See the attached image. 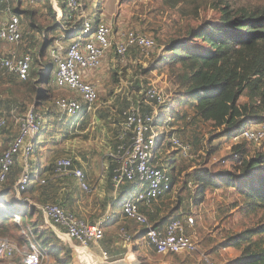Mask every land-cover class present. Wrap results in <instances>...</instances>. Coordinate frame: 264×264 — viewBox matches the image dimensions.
Segmentation results:
<instances>
[{
	"label": "trees",
	"instance_id": "obj_1",
	"mask_svg": "<svg viewBox=\"0 0 264 264\" xmlns=\"http://www.w3.org/2000/svg\"><path fill=\"white\" fill-rule=\"evenodd\" d=\"M43 1L50 5L48 13L53 20L49 26V23L46 26H40L34 21L37 12L32 7L17 8L15 3L19 6L20 0H8L6 3H9L11 11L18 16L20 23L23 20L27 25L21 42L26 39V36L33 34L40 35L42 43H38L33 52L27 45L23 49V54H28L32 58V65L26 80L19 81L15 76L17 82L12 85V74H8L10 86L7 90V97L5 100L0 99V113L3 115L10 116L12 110L23 114L28 111L30 106H33L34 111H42L43 102L49 101L50 103L53 100L51 99L53 90L59 91L60 97L68 95V97L79 101V97L75 93L55 87L53 63L50 57L48 62L51 70L46 72L45 69H41V66L44 58L48 56L49 48L56 40L62 38L72 42L78 37L82 26L81 21L77 20L75 16L72 20H68L63 0H57L63 15L58 23L50 0H34L37 4ZM88 1L90 0H83L86 12L90 5ZM157 1L160 10L178 13L180 21L184 20L186 26L180 29L181 25L179 21H176L171 28H168V41H162L160 37L157 38L158 45H166V50L157 54L155 58L153 53L145 65H138L135 75L140 73L143 76H149L154 71L167 72L170 80L176 86L177 91L175 92L180 100V106H187L192 113L189 120L197 121L203 125H211L214 131H222L228 136L227 138L232 137L246 123V119L258 124L264 123V0ZM100 3L99 0L97 5L99 6ZM208 10L214 13L210 20L200 16L201 13L206 15ZM87 14L92 20L91 33H93L96 26L104 22L101 16L102 12L97 9L95 13L90 15L87 12ZM189 20L195 23H187ZM88 38L89 35L83 39ZM148 38L155 42L153 38ZM132 52L136 54L135 56L141 54L138 48H132L128 54ZM165 54L167 55L165 56ZM131 64L133 67L134 61ZM14 78L13 81H16ZM128 105L116 112L105 108V113L109 116V124L113 128L114 142L117 141L116 138L119 134L122 113L129 107ZM47 114L49 113L47 112ZM92 114L84 116L79 129L88 124V118L94 116ZM99 117L98 114L96 121H99ZM168 138L167 135L157 147L158 153L161 154L166 149H170V144H165ZM114 142L111 149L115 146ZM197 142L196 139L195 146H192V152L199 145ZM210 142L208 137L198 147L200 152L197 153L202 155L203 159L201 163L197 162L195 169L189 174H187L188 170L183 167L179 168L175 164L161 165L160 168L166 170L171 178V188L150 208L140 207V212L152 227L157 228L154 226L156 222L159 225H164L169 221L167 215L169 218H177L176 213L184 202L190 201L193 206H197L202 203L207 191L229 190L239 199L234 207L241 206L240 213L243 223L238 232H228L229 234L226 236L227 240L223 247L236 252V256L231 258L227 264H264V150L253 149L252 145L254 144L242 141L233 146L230 155L225 158V161H221V164L211 163L210 159L213 154L207 151V145ZM41 147L36 145L34 157L39 158L38 150ZM1 154L2 150H0ZM58 157L51 159L48 163L45 162L39 170V178L44 179L46 183L41 185L32 176L26 188L21 192V196L30 202L41 205H58L64 210L74 213L76 217L84 218L82 215H85L84 212L88 214L89 208L81 206L83 202L80 201H82L83 193L81 194L75 188L72 178L56 177L54 173V164ZM17 158H14L6 181L0 187V193L3 196L12 192L15 198L13 187L21 173L20 162ZM105 160L107 163L106 170H104L106 183L98 190L97 197L102 194L108 195L112 189L110 170L114 164L107 158ZM78 161L75 160L74 166L82 169V162ZM90 170L92 171L91 168ZM183 172L185 177L181 187L186 189L187 185L192 186V194H187V199L182 196L185 194L174 192L177 188L176 185L181 184L178 179ZM131 189L132 185L126 184L121 189V198L125 197ZM187 192L189 193V190ZM172 198L174 204L169 206V201ZM100 202L104 210L109 203V198L105 196L101 198ZM168 208L170 209L168 210ZM80 209L84 212L82 213ZM0 211L2 210L0 209ZM93 211L96 210L93 209ZM161 212L167 214L160 217ZM16 215L19 225L13 214L5 212L0 214V239H7L20 247L27 246L30 237L23 235L21 230L29 229L38 244L46 250L49 258L56 264L71 263L70 253L72 251L70 247L60 241L45 225L40 211L30 204H26L21 206L19 212L16 211ZM97 215L93 213L88 217L89 220L91 219L90 223H93V220L99 216ZM36 217L39 218V221L33 222ZM246 219L247 222H245ZM9 227L12 228V236L8 235ZM123 251L121 256L124 254ZM183 262L184 260H177L178 264H183Z\"/></svg>",
	"mask_w": 264,
	"mask_h": 264
},
{
	"label": "built area",
	"instance_id": "obj_2",
	"mask_svg": "<svg viewBox=\"0 0 264 264\" xmlns=\"http://www.w3.org/2000/svg\"><path fill=\"white\" fill-rule=\"evenodd\" d=\"M3 1L8 2V0ZM50 1L59 23L63 16L62 11L57 0ZM63 2L67 19L72 20L75 16L77 20L81 21V31L67 48L61 47V43H63L61 40L56 41V46L49 56L53 63L55 87L75 93L79 97V101L70 97H59L54 100L53 107L60 119L69 120L71 124L79 126L85 115L94 114L92 106L98 99L97 88L88 82L86 77L101 68L111 50L114 49L115 56L123 61L132 48H138L141 54L134 60V64L138 66L145 65L151 59L157 46L152 39L135 32H127L122 35L119 42L113 43L112 31L106 22L99 23L91 33L92 20L84 8L83 0H63ZM88 35L89 38L84 40L83 38ZM21 40L22 31L18 16L9 15L7 20H0V44L11 47L5 54L0 55V70L16 76L19 81H24L30 72L32 58L28 54L18 55L13 51L12 46H19ZM177 99L178 102L175 98L171 99L162 90L150 88L145 92L144 99V105L151 107L147 113H142L134 107L123 111L119 134L116 138L117 144L106 155V158L114 164L110 170L115 202L112 207L120 201L119 208H121L122 215L141 226L144 232L145 246L151 249L155 255L186 257L188 254L197 253L200 255L201 264H218L209 256L220 255V251L226 250L223 247L226 240L223 239L219 245H216L214 247L216 250H213L212 253H200L192 216L172 218L163 229H158L152 227L140 212V207L150 208L171 188L169 174L160 168V164H155L157 147L162 140L168 135L173 150L178 152L181 157L190 159L194 157L191 145L174 133L173 103L179 104L180 100L178 97ZM12 114H15V111H12ZM17 123V136L0 156V187L6 181L14 158L20 157L22 173L14 187L18 205L30 204L40 211L47 227L60 241L69 244L75 243L77 246L73 247L80 253H87L100 263H110L108 253L100 247L104 239L103 222L88 224L76 217L74 213L64 210L58 205L31 203L30 200L21 196V192L26 188L32 176L39 184L46 183L44 179L39 178V170L42 167L40 161L36 163L31 161L36 151V145L43 137L42 127L45 117L34 111L31 106L24 116L17 120ZM6 125L5 118L0 115V137ZM157 130L161 133L158 134ZM263 140L264 123L258 124L249 119H246V123L235 132L232 138V142L235 144L242 141L259 144ZM157 141L159 142L157 143ZM54 173L56 177L72 178L77 188L85 194H90L93 191L86 182L84 171L75 167L70 158L57 159L54 164ZM126 184H131L132 189L125 197L121 198V189ZM0 209L5 213L13 214L14 218L18 219L15 209L7 202L6 196L1 193ZM121 233L124 243L131 247L133 243L131 237L124 230H121ZM22 234L30 237L29 246L23 251L11 241L0 239V262L15 264L11 262L16 255H20V264H50L46 250L33 238L31 231L27 229ZM96 247L99 248L100 255L92 253V248ZM143 255L147 256V253H143Z\"/></svg>",
	"mask_w": 264,
	"mask_h": 264
},
{
	"label": "rangeland",
	"instance_id": "obj_3",
	"mask_svg": "<svg viewBox=\"0 0 264 264\" xmlns=\"http://www.w3.org/2000/svg\"><path fill=\"white\" fill-rule=\"evenodd\" d=\"M25 2L27 5L26 8L32 7V9L37 12L36 16L34 17V21H36L37 24H39L40 26H46L49 23L48 26L51 25L53 19L50 17L48 13L50 8L48 2L44 3L43 1L38 4L35 3L34 0H25ZM88 2L90 5L87 8V12L90 15L95 13L97 9H100V11L102 12L101 16L103 18V21L106 22L111 28L113 35L112 36L113 43L119 42L122 39L123 34H126L127 32H135L153 38L157 46L158 45L157 38L159 37L162 41H168V37H169L168 28H171L174 22L179 21L181 25L180 29L181 27L183 28L186 26L185 25L186 22H184V20L180 21L178 13H174L171 11L164 12L160 10L159 2L157 0H100L101 3L99 4V6L97 5L99 3V0H90ZM200 16L201 17L203 16L206 20H210L213 18L214 13L211 10H208L206 12V15L201 13ZM187 23L194 24L195 22L189 20ZM25 26L27 28L26 23ZM160 29L161 31L158 32V30ZM21 31L23 35L25 30H21ZM59 40H62L63 43H61V47L63 48H67L68 45L70 44V41H67L65 39L60 38ZM56 41L49 48L47 53L48 56L44 58L41 66V69L42 68L45 69L46 72H48L51 69L48 59L50 57L49 56L50 52L56 46L55 44ZM38 43L40 44L42 43V38H40V35L37 36L32 34L26 36V39H23V42H21L19 47L22 46L23 44L25 46L27 45L30 47L31 52H33L34 49L36 50ZM166 48H167L166 45H161V46L158 45V49L156 48V50L154 51L153 57L155 58L157 54L166 50ZM135 55L136 54L132 52L128 54L123 61H121L115 56V51L114 49H112L109 58H106L103 61L101 68L96 73L93 74L98 84V88H97L98 99L96 103L92 106V110L94 112V114L92 115L94 116L88 118L89 119L88 124H85L84 128L82 129H79L81 123L79 124V126L73 125L71 124V121L59 118V115L57 114L56 110L53 107L54 99L60 97L58 93L59 91L57 90L52 91L51 99L53 100L50 103L49 101H44L42 106V111L40 110L36 111L38 113H41L42 117L43 116L45 117V123L42 127L43 130L42 134L44 133V135L38 141V146H42L41 149L38 150L39 158L42 160V161L40 160L42 166L45 164V162L48 163V161H50L53 158H57V156H59L58 159L70 158L73 160V162H75L77 158L84 164L87 163L89 165L92 163L94 164V166H92V172H93L92 175L94 176L99 173L98 171L99 169L98 167H96V164L98 163V160L102 157V154L106 148V144H108V146L109 145L112 146L114 142L113 141L114 137H112L113 128L109 124L108 121L109 116L107 113H105L106 112L105 108L106 109L110 108L113 110V112H116L120 108H123L124 106H127V104H129L128 105L129 107H134L139 109L140 112L142 113H147L151 107L148 105L147 106L144 105V99H145V92L150 88L156 90H162L163 93L170 96L171 99L175 98L178 102V99L176 97L178 95L175 92L177 91L176 86L170 80L169 74L167 72L154 71L150 73L149 76H143L140 73L135 75V73L138 70L137 66L133 64L132 67L131 64L135 59L139 57V55L137 56ZM166 55L167 54H165V56ZM8 77L9 75L7 73L0 70V99L3 98L2 100L6 99L7 90L10 86ZM66 97H68V95ZM173 108L175 115L173 116V121H174L173 127L175 128L174 133L178 135L181 138V140L188 142L191 145V148L192 146L193 147L195 146L196 139L198 140L197 145L198 144L199 145L197 146V148H195L196 152L195 151L192 152L194 157H192L191 159L183 158L180 156V154H178V152L173 150V147L170 144L168 138V141H166L165 144L169 143L170 149L168 150L164 148L166 150L164 152H161V154L156 151L155 164H160L162 166L175 164L179 168L183 167L185 170H188L187 174L193 172L194 169L191 170L190 172L189 169L195 167L197 162L201 163L203 159L201 157L202 155L198 154L200 152L199 151L200 149L198 150V147L208 137L211 142L208 143L207 145V151L213 154V156L210 159L211 163L218 162L219 164H221V161L223 160L225 161L226 160L225 158H227L230 155V152L233 146L235 145V143L232 142V138L234 135L230 138H227L228 136L222 131L220 132L214 131L211 125H207V124L203 125L197 121L192 122L190 120H186V118L192 117V113L187 106L186 107L179 106L178 103H173ZM46 111L49 114H47ZM98 114L100 116L99 121H96V118H98ZM0 115H2L7 122V125L2 132L3 133L2 136H6V137L12 136V120H13L12 113H10V116L3 115V113H0ZM104 128L107 129L106 130L107 132L105 133H103ZM157 133L160 134L161 131L157 130ZM106 135H108V138L111 139L110 142L106 139ZM158 142L159 141H157V143ZM114 143H115L114 145L116 146L117 141L115 140ZM252 147L253 149L259 148L261 150H264V140L259 144L252 145ZM31 161L36 163L35 159H32ZM104 167L106 168V162H104ZM181 174H180L181 176L179 175V179H178V182L181 184L176 185L177 188L175 186L176 189L174 188L175 189L174 192L183 194L185 192L187 193V191L190 190L192 186L189 187L187 185L186 189H184V187H181L183 186L182 182H183V178L185 177L184 172ZM182 196H184L185 199L188 198L187 194ZM208 196H209L208 202L210 205L212 204L214 205L217 216L213 214L211 209L208 210L209 206H206L205 204L203 205L205 208V211H203L204 214L201 213L202 211L200 212L199 209H197L196 211H194L195 212L194 216H192L195 223L194 230L196 233V242L198 243V247L200 248V253H204V254H206L205 250H208L209 248L219 245L223 239L227 240L226 236L230 232L232 233L238 232L241 229V225L243 223V218L240 213L241 206L239 205L237 207H234L235 203L239 201L238 197L235 194H232L229 190H218L216 192L207 191L205 193V197L207 198ZM6 199L7 202L17 212L21 210V206L18 205L17 201L13 197L12 192H9L6 195ZM100 201L101 198L97 196L91 197L89 194L86 195L83 192L82 201H80L83 202L81 206L85 207L86 209L89 208V213L86 214V212L80 209L81 212L82 213L84 212L85 214L82 215V217L84 218L89 217L93 213L99 215V213L103 210L102 203ZM170 204H172L173 206L174 200H172L171 203H169V205ZM93 209H95L96 211L94 212ZM169 209L170 208H168V210ZM1 213L4 212L0 211V214ZM206 215L209 216L210 219L207 218ZM214 217L221 224L220 227L219 226L216 227L217 222L213 221ZM35 220L39 221V218L36 217L35 219H33V222H35ZM15 221L19 225V221L17 219ZM245 222H247V219L245 220ZM202 225L203 228H200ZM25 231L27 230L25 229ZM209 234L211 237H208ZM8 235L12 236L11 227H9ZM202 241L204 244H207V246L203 247ZM65 244L69 245L70 250L72 251V253H70L72 260L70 264H84L85 257H83L82 254L80 255L79 254L80 251L73 247V246H77V244L75 243L72 244L65 243ZM23 247L24 245L21 246V248ZM117 249L119 251H123L122 245ZM212 250L215 251L216 249H212ZM132 253H134V251L129 252L128 256L132 255ZM189 255L191 256L190 261L194 260V264H201V260L198 261L200 257L199 258L196 257L197 253H191ZM234 256H236V252H234L233 250L226 249L220 251V255L217 256L212 255L209 256V258L216 261L218 264H227V262L230 261L231 258H233ZM133 258L136 264H162V263L175 264L177 263V260H184V262L188 261V259L185 260V258L183 259L176 256H158L155 255L153 251L149 252L148 257H143V256L139 257V256H135L134 254ZM48 259L50 264H56L51 258ZM115 260H117V258ZM124 260L125 258L123 257V259L119 261L125 262ZM13 262L14 260L11 263ZM109 262H113V261L110 260ZM134 262L133 263L131 262V264H134ZM8 263L10 262H0V264H8ZM98 263H100V261H98ZM126 263H129V261L127 260Z\"/></svg>",
	"mask_w": 264,
	"mask_h": 264
},
{
	"label": "crops",
	"instance_id": "obj_4",
	"mask_svg": "<svg viewBox=\"0 0 264 264\" xmlns=\"http://www.w3.org/2000/svg\"><path fill=\"white\" fill-rule=\"evenodd\" d=\"M15 5L19 9H25L27 7L25 0H20L19 6L16 3H15ZM9 15H15L11 11L9 3L6 4L3 0H0V20H2V21L7 20ZM20 25H21V30H25L26 27H25V23H24L23 20H21ZM24 48H25L24 44L22 46H20V47L19 46H17V47L12 46L13 51H15L18 55H21V54L24 53L23 52ZM9 49H11V47L9 45L0 44V55L5 54L6 51L9 50ZM109 56H110V54L107 56V58H109ZM95 75H97V74H95ZM14 77L15 76L12 75V85H14V83L17 82V80ZM13 78L16 81H13ZM86 78H87L88 82L94 84L95 87L98 88L97 81L95 80L96 78L94 77L93 74H89ZM30 108L31 107H29L28 110ZM12 111H15V114H12L14 116V117L12 116V119H13L12 120V136H10V137L1 136L0 137V150H2V153L8 147V145L12 142V140L17 136V134H18V127H17L18 123H17V120L20 119L21 117H23V115L25 114V113L19 114L16 110H12ZM106 130L107 129L104 128L103 133L107 132ZM106 139L109 142L111 141V139L108 138V135H106ZM110 149H111V145L108 146V144H106L105 151L103 152L102 157L98 160V163L96 164V167H98V169H99V170L97 169L99 171L98 174H96L94 176L92 175L93 172L90 170V168L92 169V166H94L93 163L90 164V165L88 163L87 164H84V163L81 164L82 165V169H83L84 174H85V177H86V182L93 190L89 194L91 197L96 196L98 190L101 189V187L106 183V174L104 172V170H106V168L104 167V162H106L105 157L109 153ZM33 159H35L36 162L41 160L40 158H36V157H33ZM17 160L20 162L21 171H22V160H21L20 157H18ZM78 160L79 159L76 158V161H78ZM41 161H40V163H41ZM78 162H80V161H78ZM106 165H107V163H106ZM193 169H195V167L189 169V172L191 170H193ZM18 179H17V181H18ZM16 182H15V184H16ZM74 186L79 192L83 193L82 191H80L77 188L76 185H74ZM14 187H15V185H14ZM183 194H192V188H190L189 193L185 192ZM86 195H88V194H86ZM105 196H107L109 198V203L106 206L105 210L98 217H96L93 220V223H90L91 219L89 220L88 217H86V218H80L79 217V218L82 219L83 221H85L88 224H94V223L100 222V221L103 222L104 237L105 238H104V241H102L100 247L105 252H107L109 250L108 251L109 255H110L109 258L111 260L112 259H116V258L123 259V257H124L125 258V262L127 260L128 261L130 260V261L134 262L132 257L128 256L129 252H133V251H134V253H132V255L135 254V256H139V257L140 256L148 257L149 252H151L152 250L145 246V243H144V232H143L141 226H139L138 224H135L131 220L126 219L122 215L121 208H119L120 201H119V203L117 205L112 207V205L115 203L114 202V194H113V190L112 189L110 190V193H108V195L102 194L101 196H99V198H103ZM172 200H173V198L169 201V203H171ZM208 200H209V196L207 198L205 197L204 200L202 201V203L197 205V206H195V205L193 206L190 201H188V202L186 201L180 206V208H179V210L177 211L176 214L178 215V217H181V216H194V214H195L194 211H196L197 209H199L200 212L202 211L201 213L204 214L203 211H205V208H204L203 205L205 204L206 206H209L208 210L211 209L213 214L216 215V211H215L214 205L212 203H211L212 205H210ZM169 206H171V204ZM142 211H144L143 208H142ZM165 214H167V213H165ZM165 214H163L161 212L160 213V217H164ZM166 217L168 218V220L172 219V217L169 218L168 215ZM206 217L210 219L209 216L206 215ZM17 220H19V219H17ZM43 221H44V223L46 225V222H45L44 219H43ZM213 221L217 222L216 223V227H218V226L220 227L221 224L216 220L215 217L213 218ZM166 224H164V225L160 224L159 225L156 222V224L154 226H156L158 229H163ZM200 228H203V225ZM121 230H124V232L128 236L131 237V239L133 241V243L131 244V247H129L127 244L124 243L123 234L121 233ZM23 231L24 230H22L21 233ZM208 237H211L210 234L208 235ZM29 242H30V240H28V245L27 246H29ZM63 243L65 244V242H63ZM202 243H203V241H202ZM121 245H122V250H125L123 252L124 254L122 256H121V254H122L121 252L122 251H119L117 249V248L121 247ZM27 246H24L23 248L18 247V246L17 247H18V249L23 251V249H26ZM205 246H207V244L203 243V247H205ZM212 249H214V247L209 248L208 250H205V251H206V253L210 254L213 251ZM92 253L95 254V255H100L99 248H97V247L96 248H92ZM143 253H147V256L143 255ZM125 256H128V257H125ZM196 257L199 258L200 255L197 254ZM20 258H21L20 255H16L14 257V263L15 264H20ZM180 258H183V259L185 258V260L188 259L189 262L185 261V262H183V264H194V260L190 261L191 256L189 254H188L187 257H180ZM121 259H117L115 261H119ZM200 260H201V258L198 259V261H200ZM162 264H168V263H162ZM175 264H178V263H175Z\"/></svg>",
	"mask_w": 264,
	"mask_h": 264
},
{
	"label": "water",
	"instance_id": "obj_5",
	"mask_svg": "<svg viewBox=\"0 0 264 264\" xmlns=\"http://www.w3.org/2000/svg\"><path fill=\"white\" fill-rule=\"evenodd\" d=\"M80 255L82 254L83 255V257H85V263L84 264H87V262H88V260H90V261H92V264H107V263H98V261L96 260V258L95 257H93V256H91V255H89V254H87V253H83V252H81V253H79ZM131 257H132V259H134L133 258V255H130ZM125 261V260H124ZM96 262V263H95ZM108 264H123V261L121 262V261H113V262H110V263H108Z\"/></svg>",
	"mask_w": 264,
	"mask_h": 264
},
{
	"label": "bare ground",
	"instance_id": "obj_6",
	"mask_svg": "<svg viewBox=\"0 0 264 264\" xmlns=\"http://www.w3.org/2000/svg\"><path fill=\"white\" fill-rule=\"evenodd\" d=\"M126 262H123V264H131V262L133 263V261H130V260H129V263H126ZM87 264H92V261L88 260ZM134 264H136V263L134 262Z\"/></svg>",
	"mask_w": 264,
	"mask_h": 264
}]
</instances>
